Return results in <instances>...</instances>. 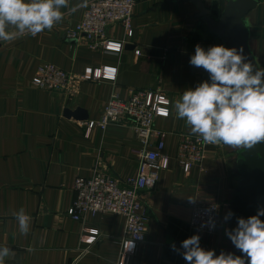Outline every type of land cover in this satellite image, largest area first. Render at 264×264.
Here are the masks:
<instances>
[{"label":"crops","instance_id":"1","mask_svg":"<svg viewBox=\"0 0 264 264\" xmlns=\"http://www.w3.org/2000/svg\"><path fill=\"white\" fill-rule=\"evenodd\" d=\"M202 1L220 18L229 0ZM81 3L67 0L63 19L50 30L0 42V248L10 249L3 264H70L79 257L77 264H117L123 249L125 264H190L180 248L193 235L205 250L239 256L228 233L241 147L210 146L202 166L190 173L177 160L181 134L193 133L177 117L174 102L184 91L211 82V74L191 65L190 58L197 44L207 49L224 43L192 0H136L134 36L126 39L124 27L115 24L109 28L110 47L93 50L83 39L67 37L82 19L85 8L71 11ZM245 22L251 51L264 69V0ZM43 63L85 77L72 98L34 84ZM131 88L164 95L154 128L167 133L158 183L144 192L149 219L139 244L123 240V215L97 213L81 224L68 214L76 179L92 177L97 169L123 181L136 175L140 144L133 123H112L105 130L90 125L101 118L112 92L126 98ZM68 108H82L89 118L68 117ZM193 201L219 204L214 233L190 227ZM21 209L30 217L27 234L16 219Z\"/></svg>","mask_w":264,"mask_h":264},{"label":"built area","instance_id":"2","mask_svg":"<svg viewBox=\"0 0 264 264\" xmlns=\"http://www.w3.org/2000/svg\"><path fill=\"white\" fill-rule=\"evenodd\" d=\"M136 0H90L84 9L82 19L76 29L68 31L67 37L83 39L93 50H101L111 45L109 28L121 24L125 38L134 36L132 18ZM126 41L120 44L124 48ZM140 54V50L135 51ZM82 75L68 73L52 63L41 64L34 77V84L50 91H61L72 98L78 91ZM164 95L153 90L129 89L126 98L112 92L103 109L101 118L92 122L105 130L112 123L129 120L133 123L137 149L138 170L135 176L126 181L120 180L100 169L92 177H80L73 186L75 199L68 211L72 219L86 224L88 217L97 213H116L125 217L123 240L134 244L146 239L149 207L144 199L146 190L154 189L163 169L161 161L167 133L154 128L157 116L162 114L161 105ZM154 141V144H153ZM153 144V145H151ZM198 134L183 133L177 150V160L186 173L201 167L207 149ZM143 180V183H141ZM190 227L202 233H214L220 222V206L217 203L193 201ZM181 250H185L180 248ZM89 250L87 246L81 255ZM123 249L117 264H125L126 253ZM80 257L70 264H77Z\"/></svg>","mask_w":264,"mask_h":264},{"label":"clouds","instance_id":"3","mask_svg":"<svg viewBox=\"0 0 264 264\" xmlns=\"http://www.w3.org/2000/svg\"><path fill=\"white\" fill-rule=\"evenodd\" d=\"M66 5L67 0H0V42L26 33L35 37L52 29L63 19L61 9ZM87 6V0H82L71 11ZM244 61L243 48L195 46L189 62L206 69L211 82L184 91L174 102V108L177 117L185 120L191 132L198 134L205 144L252 148L264 141V69L253 74L251 62ZM260 217H264V208L247 219L238 218L236 228L228 233L243 255H216L215 250L202 248L200 237L193 235L182 241L186 249L184 259L190 264H245L246 257L249 264H264V220ZM16 219L21 232L27 234L30 217L21 209ZM9 252L7 247L0 248V264Z\"/></svg>","mask_w":264,"mask_h":264},{"label":"water","instance_id":"4","mask_svg":"<svg viewBox=\"0 0 264 264\" xmlns=\"http://www.w3.org/2000/svg\"><path fill=\"white\" fill-rule=\"evenodd\" d=\"M199 10V17L209 25L226 47L243 48L245 61L253 65V74L262 69L251 51L250 31L246 25V17L258 7L262 0H229L220 18L212 14L202 0H192ZM65 115L87 120L86 110L78 108L75 111L66 109ZM237 167L241 173L234 201L229 204V223L231 232L237 226L238 218H249L264 208V141L258 142L252 148L241 147L238 151ZM264 220V217H260ZM239 250V249H238ZM243 255L239 250V256ZM245 264L249 259L245 257Z\"/></svg>","mask_w":264,"mask_h":264}]
</instances>
